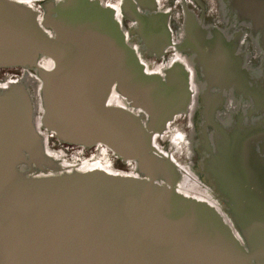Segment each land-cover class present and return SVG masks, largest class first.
Wrapping results in <instances>:
<instances>
[{"label":"water","instance_id":"water-1","mask_svg":"<svg viewBox=\"0 0 264 264\" xmlns=\"http://www.w3.org/2000/svg\"><path fill=\"white\" fill-rule=\"evenodd\" d=\"M32 3L0 0V68L35 70L42 112L36 120L26 85L0 90V264H264V130L217 143L207 172L225 209L189 195L155 145L191 104L188 73L150 72L116 11L96 0H56L45 17ZM135 17L150 47L157 17ZM190 42L208 76L230 84L219 41ZM42 127L65 143L104 145L140 175L54 173Z\"/></svg>","mask_w":264,"mask_h":264},{"label":"flooded vegetation","instance_id":"flooded-vegetation-1","mask_svg":"<svg viewBox=\"0 0 264 264\" xmlns=\"http://www.w3.org/2000/svg\"><path fill=\"white\" fill-rule=\"evenodd\" d=\"M55 1L35 0V3L44 16L47 13L46 5ZM96 1L116 11V18L127 34L129 44L143 57L142 61L150 72L166 79L169 70L181 66L188 73L191 104L185 113L175 116L156 139L162 140L163 134L168 131L171 133V140L177 137L186 142L191 165L186 166L187 172L178 186L182 191L204 200L212 202L213 199L225 209L226 200L218 195L214 179L207 169L212 154L217 151V143L222 141L224 134L238 130L245 132L253 127L264 130V0ZM136 15L157 17L155 23L160 30L157 31V40L151 39L156 43H149L150 47L147 45V34ZM216 15L220 22L215 19ZM160 16H165L163 19L168 34L162 29ZM191 38L219 41L225 54L220 67L225 65L228 71L235 74L230 84H227L228 80L225 78L212 80L208 76L206 67L204 68L193 51ZM168 40L169 45L164 53L158 55V46ZM242 46L244 50H241ZM21 70L25 69L0 68V90L18 79ZM21 76L32 86L35 93L39 85L36 78L28 76V73ZM34 101L38 119L41 110L36 95ZM178 121L177 128L169 131ZM184 122L187 131H183L181 127ZM40 131L47 136L49 144L52 142L70 146L77 151L95 149L106 158L113 153L101 144L79 146L60 141L43 127ZM115 157L122 168L128 169L126 175H140L134 162L125 161L116 155ZM97 167L109 170L100 163L90 162H85L79 168Z\"/></svg>","mask_w":264,"mask_h":264},{"label":"rangeland","instance_id":"rangeland-1","mask_svg":"<svg viewBox=\"0 0 264 264\" xmlns=\"http://www.w3.org/2000/svg\"><path fill=\"white\" fill-rule=\"evenodd\" d=\"M47 1V0H46ZM33 6L37 9H39V6L37 5V3H32ZM217 22L219 21V17L216 15ZM222 25V24H221ZM241 50H244V47L242 46ZM141 59L143 60V57L140 55ZM28 73V76L30 77H36V72L35 70H30V69H25V70H21L19 73V78L14 79L13 82H18V83H22L24 85H26V87L28 88L33 102L34 101V96L36 95L39 101V106H40V91L39 89L36 90V92H33V88L32 86H30L27 82H25L23 80V74ZM228 107V105H227ZM42 112L40 111V116H41ZM180 121V120H179ZM174 123L173 126L171 128H169V131H171L172 129H176L178 126V123ZM183 127V131H187L185 128V122L183 123V125L181 126ZM184 133V132H183ZM187 133V132H185ZM46 136V135H45ZM171 133L170 132H165L163 134L162 140L160 139H156L155 140V145L157 147V149L164 153L167 156H170L172 158V160L177 164L178 166V170L180 172L181 175V180L184 177V175L187 172V165H191L190 160L188 158V151H187V146H186V142L182 139H178L177 137L173 138L171 140ZM47 138V136H46ZM46 147L48 149V152L50 154V156H52L54 158L55 161L58 162V164L60 165L59 170L57 171H52L54 173H62V172H70V171H80L81 169L79 168L80 166H82V164H84L85 162H90V163H100L103 166H107L108 169L112 172H115L117 174H124L126 175L128 171V169L126 168H122V165H119V160L115 157V155L113 153H110L108 155V158H106L105 156L101 155V153H99L97 150L95 149H83V150H79L77 151L76 148L74 147H70V146H63V145H59L56 143H50L47 139V144ZM100 168V167H98ZM102 169V168H100ZM51 172V171H50ZM191 196L196 197L195 195L189 194ZM198 197V196H197ZM200 198V197H198ZM202 199V198H200ZM213 203V202H212Z\"/></svg>","mask_w":264,"mask_h":264},{"label":"bare ground","instance_id":"bare-ground-1","mask_svg":"<svg viewBox=\"0 0 264 264\" xmlns=\"http://www.w3.org/2000/svg\"><path fill=\"white\" fill-rule=\"evenodd\" d=\"M42 65H43V66H47V65L45 64L44 61L42 62ZM218 70H219V69H218ZM216 71H217V70H216ZM36 80H37V79H36ZM37 90H38V88H37ZM32 96H33V95H32ZM34 106H35V103H34ZM35 112H36V110H35ZM35 119L37 120V118H36V114H35Z\"/></svg>","mask_w":264,"mask_h":264}]
</instances>
